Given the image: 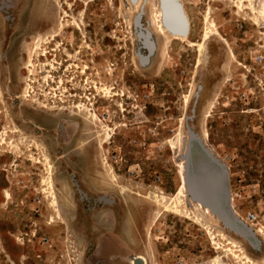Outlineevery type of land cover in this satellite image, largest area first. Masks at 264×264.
<instances>
[{
  "label": "rangeland",
  "instance_id": "obj_1",
  "mask_svg": "<svg viewBox=\"0 0 264 264\" xmlns=\"http://www.w3.org/2000/svg\"><path fill=\"white\" fill-rule=\"evenodd\" d=\"M178 1L184 40L155 35L154 0H0V264H100L102 247L151 264H250L216 224L213 238L140 198L177 193L189 134L206 130L232 208L264 231V25L247 0ZM235 239L264 264L263 237L259 249Z\"/></svg>",
  "mask_w": 264,
  "mask_h": 264
},
{
  "label": "bare ground",
  "instance_id": "obj_2",
  "mask_svg": "<svg viewBox=\"0 0 264 264\" xmlns=\"http://www.w3.org/2000/svg\"><path fill=\"white\" fill-rule=\"evenodd\" d=\"M170 1L176 2V4H179V6L181 7L182 17L186 20V22L188 24V35L187 36H181L179 34H175V33L171 32V31H169L166 28L165 24H164V17L165 16L169 17L168 16V10L165 11V4L167 2H170ZM247 2H249L247 10H249L251 12V14L254 15L253 24L254 25H262V24L264 25V3L262 4V6L260 8H257L256 3H255L256 0H247ZM242 3H243V0L240 1L239 8H243L244 7V6H242ZM161 4L163 6L162 7L163 10L160 8ZM152 15H153V22L150 23V27H152V29L153 28L155 29V30L153 29L154 32H155V35L158 34L161 38H165L167 36L168 39L172 38V39H175V40L176 39L177 40H184L190 35V28H191L190 19L188 18V14L186 12L185 5L183 4L182 1H178V0H160V1L157 0L156 1V0H154ZM210 15H211V13H207V17L208 18L211 17ZM208 21H209L208 27H205V33H204V36H203V40L200 43H196L194 45L197 48L198 53H199L198 67L201 65V63H202V61H203V59L205 57L204 54L206 53V43L211 39V37L213 35H215V32H216V27L217 26L214 23L215 20L213 22V21H210L208 19ZM39 37H41V35H39ZM41 40L42 39L39 38L38 43H37V48H39L41 46ZM151 42H152L154 50H155L157 44L155 42H153V41H151ZM146 61H148V60H146ZM25 97H27V96H25ZM189 99L187 100V103H189ZM43 108L47 109L48 112H50V110H54L52 108L49 109V108H47L45 106H43ZM77 109L79 110L78 111L79 113L77 114L78 116H82L83 114H85L86 109L84 110L81 107H78ZM94 118H95V116H94ZM101 127L104 128L103 125ZM208 138H209L208 132L206 130H204L203 131V135L201 137V139L203 140L204 144L208 140ZM106 142H107L106 140L104 142H101L100 146H104V144ZM205 146H206V144H205ZM171 147H175V145L172 143ZM208 150H210V149H208ZM210 152H211V150H210ZM49 166H50V164H49ZM177 168H178L177 174H178V177H179L180 185H179V188H178L177 193L175 195H173L172 197H167L166 195H163V194L159 193V194H155L154 197L153 196H145V197H140V198H142V200L145 203L147 202V204L148 203L149 204H154L155 206L160 208V211L172 212L176 216L184 217V218H186L188 220L194 219V221H196L197 224L202 225L204 227V229L207 230V232L212 237H213V234H211V230H210L209 224L211 222L216 224L222 230V232L224 233V235H223L224 237H226V234H228V235H230V236H232L234 238L230 242V244H232L233 247H231L230 250L227 248L229 250V252L231 253L230 255H232L234 257H237L235 249L239 248V250L242 253V255L244 256L245 260L248 263H250V264H255L249 258V256L247 255L246 251L241 246L240 242L236 241V239H235V238H238V239L240 238L241 239V237L236 235V234H234V233H232V232H230L229 230H227L221 224L220 220L214 214H212V212L208 208H206L202 204L192 200L188 196V192L186 190L185 160L184 159H183L182 162H180L178 164ZM110 170H111V173L114 176V179L116 180L115 172H114L113 168H110ZM43 184L46 185L49 188V190H52L53 182L50 179L44 180ZM50 195L52 196V198H55V196H54L52 191L50 192ZM152 195H154V194H152ZM53 204H55V202H53ZM190 206H191V208H193L194 211L198 212L197 216H195V217L192 216V213L188 209ZM232 209L234 211V214H235L236 218H238L239 220L244 222L243 217L240 214H238V212L236 210H234V208H232ZM245 224L248 226L247 223H245ZM253 230H254V232H255L257 237L259 236V237H263L264 238V231L263 230H261V229H259V230L253 229ZM216 247H217L218 250L222 249V246L216 245ZM225 252H227V251H225ZM134 260H141L143 262V264H151L150 261L146 257L140 256V255L134 256L132 264H135ZM218 260H219V258L214 260V263H217Z\"/></svg>",
  "mask_w": 264,
  "mask_h": 264
},
{
  "label": "water",
  "instance_id": "obj_3",
  "mask_svg": "<svg viewBox=\"0 0 264 264\" xmlns=\"http://www.w3.org/2000/svg\"><path fill=\"white\" fill-rule=\"evenodd\" d=\"M168 4L172 5L180 15L179 4L173 1ZM164 24L175 34L188 35V24L184 18L179 29L167 16L164 17ZM189 137L188 150L184 156L188 196L208 208L227 230L246 240L254 249H259L261 243L254 230L236 218L232 209L229 173L226 166L206 148L203 140L196 134L191 132ZM134 263L143 264L141 260H134Z\"/></svg>",
  "mask_w": 264,
  "mask_h": 264
},
{
  "label": "crops",
  "instance_id": "obj_4",
  "mask_svg": "<svg viewBox=\"0 0 264 264\" xmlns=\"http://www.w3.org/2000/svg\"><path fill=\"white\" fill-rule=\"evenodd\" d=\"M101 255L103 260L100 264H130L131 255H138L137 252L127 248L102 247ZM118 258L116 260H113Z\"/></svg>",
  "mask_w": 264,
  "mask_h": 264
},
{
  "label": "built area",
  "instance_id": "obj_5",
  "mask_svg": "<svg viewBox=\"0 0 264 264\" xmlns=\"http://www.w3.org/2000/svg\"><path fill=\"white\" fill-rule=\"evenodd\" d=\"M262 60H263V58L261 56L258 57L257 63L258 64H261L262 63ZM259 80H260L261 83H264V74L263 73L260 75ZM258 219H259V216L257 214H255V213H249L247 215L246 221L249 224H254V223L258 222ZM177 264H183V262L178 259L177 260Z\"/></svg>",
  "mask_w": 264,
  "mask_h": 264
},
{
  "label": "flooded vegetation",
  "instance_id": "obj_6",
  "mask_svg": "<svg viewBox=\"0 0 264 264\" xmlns=\"http://www.w3.org/2000/svg\"><path fill=\"white\" fill-rule=\"evenodd\" d=\"M157 1V0H156ZM160 1V0H159ZM160 3V2H159ZM162 4L160 5V8L162 9ZM165 9L166 10H168L169 8L170 9H173L175 12H176V14H177V17H179V18H177V20H176V23H175V27L177 28V29H179V27L181 26V22H182V19H183V17H182V13H180V15L177 13V10L176 9H174V7H172V5H170V4H168V2L165 4ZM163 10V9H162ZM181 17V18H180Z\"/></svg>",
  "mask_w": 264,
  "mask_h": 264
}]
</instances>
